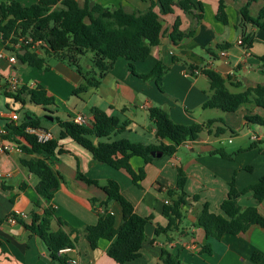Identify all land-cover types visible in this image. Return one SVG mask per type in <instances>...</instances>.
<instances>
[{
    "label": "crops",
    "instance_id": "obj_1",
    "mask_svg": "<svg viewBox=\"0 0 264 264\" xmlns=\"http://www.w3.org/2000/svg\"><path fill=\"white\" fill-rule=\"evenodd\" d=\"M24 5H31L36 0H19ZM82 4L84 0H76ZM220 0H203L202 17L199 21L178 7L172 13L160 15L162 35L160 43L152 47L146 59L134 62L137 73L150 71L160 60L166 67L162 78L144 80L132 74L128 69V61L118 58L112 68L101 79L96 88H88L80 95L72 94V90L84 84L83 76L75 67L65 62L51 58V68L48 71L30 67L25 63L10 64L6 58L0 60V98L3 94L6 100L0 104V127L10 124V111L19 115L20 108L33 104L21 93L16 100L9 97L8 80L15 77L18 87H34L42 85L49 95L54 97L55 106L51 107L53 117L61 120L82 115L88 119V125L93 121L92 108L97 107L108 114L116 115L121 121H128L125 131L115 136L125 137L144 144H157L155 128L148 116V109L158 106L166 109L170 118L181 124L202 123L208 119L221 118L223 122H215L211 129L224 127L231 136L227 143L242 137L238 134L246 128L245 135L249 144L238 145L226 149L223 147V134L215 136L206 130L202 131L194 141H185L177 147L171 156L156 157L152 162L145 163L141 157L132 156L129 159L131 168L144 170V175L133 182L130 174L124 169H115L104 163L95 161L90 154L74 141L65 138L60 141L61 152L48 157V164L63 177L58 189L50 200L40 198L35 186L38 178L21 159H38L39 154L25 155L21 152H0V264H62L52 260L45 243L36 234L27 230L20 220H29L33 211L40 212L42 208L51 205L55 214L50 219V229L66 232L75 240L70 251L62 253L67 259H76L79 264H120L107 254L110 241L100 239L96 248H91L84 236V227L97 222L98 212L92 199L100 202L106 194L95 185L88 184L76 177L77 171L88 178L101 182L114 180L120 187V192L133 205L134 211L141 216H150L151 220L145 226V240L140 249V255L124 264H264V227L251 225L246 231L238 234H223L219 239L207 238L204 230L197 225V214L202 205L207 203L210 211L221 213L220 204L226 197L232 177L236 189L242 190L257 182L264 175V124L247 123L245 115L257 113L264 118V109L252 104L244 105L233 112H225L217 108H203V103L211 95L208 78L200 72V68L214 69L225 79V85L231 92H240L247 87L264 85V30L243 23L240 8L246 0H223L227 22L216 17ZM105 7H122L126 11L145 10L150 0H94ZM264 5V0H256L249 7V14L256 16ZM158 12V7H155ZM199 10H194L198 13ZM180 20L179 29L183 32L193 31L192 35L183 37L174 44L169 38L173 22ZM241 40V43H237ZM227 44L224 49L217 45ZM221 51L225 55L221 56ZM0 52L6 56L11 49H5L0 42ZM89 64L82 73L93 75L91 52ZM42 110V107L36 105ZM5 107V108H4ZM31 114L30 111H26ZM46 114L42 110L37 116ZM33 115V114H31ZM44 116V115H43ZM42 116V118H43ZM44 119V118H43ZM46 120V119H44ZM49 121V120H47ZM50 122V121H49ZM48 127L42 123L44 130L57 138L59 127L56 120ZM253 130V131H251ZM244 135V136H245ZM252 135L257 136L253 140ZM254 141L259 144L251 146ZM220 143L221 146H215ZM223 148L232 154L231 158H223L211 151ZM181 166L186 174L184 192L186 204L181 206V217L171 230L156 233L158 227H165L168 218L164 207L177 197L175 184L177 167ZM250 166L251 170H247ZM173 195H168V190ZM40 201V207L35 202ZM238 204L241 206L255 205L260 214L264 215V201L256 203L251 192L240 195ZM108 209L114 215V226L122 222L121 207L117 202L109 203ZM23 212L25 218L10 223L7 217ZM57 218L63 222L60 225ZM205 243L210 244V251H202ZM259 254L254 260L252 256Z\"/></svg>",
    "mask_w": 264,
    "mask_h": 264
},
{
    "label": "trees",
    "instance_id": "obj_2",
    "mask_svg": "<svg viewBox=\"0 0 264 264\" xmlns=\"http://www.w3.org/2000/svg\"><path fill=\"white\" fill-rule=\"evenodd\" d=\"M203 0H150V5L145 10L126 11L122 7H105L94 0H84L82 4L76 0H36L31 5H24L19 0H0V42L5 49L14 51L16 57L30 67L48 71L51 68V58L73 66L83 76L84 84L72 90V94L80 95L88 88L99 86L101 79L112 68L118 58L128 61L129 71L144 80L162 78L166 67L159 60L154 67L145 73H137L134 62L146 59L152 47L160 43L162 35V22L160 15H167L178 7L199 21L202 17ZM256 0H246L240 8L243 23H250L264 30V5L256 16L249 14V5ZM158 7V12L155 10ZM223 0L219 1L216 17L226 23ZM198 9V13L194 10ZM180 20L176 18L172 25L169 38L172 43H178L183 37L192 35L193 31L183 32L179 29ZM31 37L33 42L40 40L44 45L32 46L31 43L23 44L21 39ZM19 44L18 48L14 45ZM227 44L217 45L224 49ZM91 52V65L93 75L82 73L79 57ZM208 80L211 95L203 103V108H217L225 112H233L241 106L252 104L254 107L264 109V85L247 87L240 92H231L225 85V79L211 68H200ZM24 93L29 101L42 107L47 114H53L51 107L55 106L54 97L40 84L34 87L22 86L11 92L9 97L16 100ZM93 121L90 125L76 123L73 118L61 120L54 116L59 127L58 137L51 136L45 142H39L34 134L28 133L26 128L42 127L43 118L25 113L18 124L6 125L7 137L20 145L21 153L25 155L39 154L38 159H21L38 178L35 186L40 198L50 200L58 189L63 177L47 162L48 157L61 152L60 141L68 138L85 149L93 160L104 163L115 169H124L132 177L133 182L144 175L140 168L137 172L131 168L129 159L132 156L141 157L145 163L152 162L156 156L152 151L162 152V156L173 155L177 147L185 141L196 140L200 133L206 130L209 134L219 136L225 132L224 127L215 130L211 126L215 122H223L221 118L208 119L202 123L181 124L174 122L168 111L162 107L152 106L148 109V116L155 128L157 144H144L125 137L116 138L126 130L129 122L121 121L118 116L93 107ZM247 123L264 124V118L257 114L244 116ZM105 139V140H102ZM260 141H254L251 146ZM223 158H231L223 148L211 151ZM251 170L250 166H246ZM76 177L100 188L106 194L104 200L97 202L92 199L98 212L95 224L84 227V236L91 248H96L100 239H107L110 245L107 254L114 261L124 264L134 260L140 255V249L145 240V226L151 220L150 216H141L134 211L131 202L120 192L118 183L114 180L99 181L88 178L77 171ZM186 174L181 166L177 167L176 198L164 207V214L168 218L165 227H158L156 233L167 232L177 225L181 217V206L186 204L184 184ZM229 189L226 197L220 204L221 213L210 211L204 203L197 214V225L201 227L207 238L219 239L223 234H238L246 231L251 225L264 227V215L260 214L255 205L241 206L238 204L240 195L251 192L256 203L264 201V175L257 182L238 190L234 184V177L228 183ZM0 187H5L0 184ZM173 190H168V195H173ZM117 202L121 207L122 222L114 226V215L107 211L109 203ZM35 207H40L38 200ZM55 214L51 205L42 208L40 212L33 211L29 220H20L21 224L30 232L36 234L45 243L52 260H59L68 264V259L62 255L60 249L74 247L75 240L61 229L52 231L50 219ZM4 219L0 218V224ZM57 222H63L57 218ZM202 251L209 252L210 244L205 243ZM254 260L260 258L259 254L252 256ZM168 264H173L168 259Z\"/></svg>",
    "mask_w": 264,
    "mask_h": 264
},
{
    "label": "built area",
    "instance_id": "obj_3",
    "mask_svg": "<svg viewBox=\"0 0 264 264\" xmlns=\"http://www.w3.org/2000/svg\"><path fill=\"white\" fill-rule=\"evenodd\" d=\"M20 42H22L23 44H29L31 43V45L34 46H38V45H44V43L40 40H37L36 42H33L31 37H27L24 39H21ZM237 43H241V40H238ZM19 44L14 45V48H18ZM221 56L225 55L224 51H221L220 53ZM6 58L8 60V62L10 64H16L17 61V57L14 53V51H11L8 56L5 55L4 52H0V60ZM18 87V80L15 77H11L8 80V90L10 92H14L15 90H17ZM0 116H1V111H0ZM19 119V115L17 112H13L10 111L9 115H8V120L10 123H14L16 124L18 122ZM73 120L78 123V124H82V125H88V119L82 115H76L73 117ZM26 131L28 133L34 134L37 138V140L39 142H45L48 139L51 138V134L44 130V129H39V128H26ZM253 140L257 139V136L252 135L251 137ZM0 152L1 153H10V152H21V148L20 145L18 143H16L15 141L9 139L7 137V130H6V126H2L0 127ZM166 204H169L168 200H165ZM97 211H102V209L100 207L96 208ZM107 211L110 212L109 209H107ZM26 214L23 212H19L17 214H11L7 217L8 222L10 223H14L17 222L18 220L25 218ZM71 250V247H64L62 249H60L59 252L61 253H65ZM68 264H79L78 261L76 259H69L68 260Z\"/></svg>",
    "mask_w": 264,
    "mask_h": 264
},
{
    "label": "rangeland",
    "instance_id": "obj_4",
    "mask_svg": "<svg viewBox=\"0 0 264 264\" xmlns=\"http://www.w3.org/2000/svg\"><path fill=\"white\" fill-rule=\"evenodd\" d=\"M78 61H79V65L81 66L82 70L85 71L87 69L86 68L87 64H89V57L87 55H82V56L79 57V60ZM4 100H6V98L2 94L1 95V98H0V104H1V102L4 103L3 102ZM26 111H30V113L33 114L34 116H37L39 113L42 112V110L39 109V107H37L35 104H32L31 105V104H28V103H27L26 106H22L20 108V112L22 113V116L25 115ZM43 115L44 114H42V116ZM42 123L45 124L48 127H51L52 126V123L49 122V121H47V120H43ZM251 126H253V128H256V130H254V131L251 130V131L256 132V133L259 134V132L261 130V127H259L257 125H254V124H251ZM246 130L247 129L244 128L240 132H238V134L242 135V137L234 139L232 144L227 143V138L229 136H231V133H230V131L226 130L225 133L223 134V137H222V140L224 139V142L222 143L223 147L226 148V149H229L231 147H236L238 145H246V144H249L250 143L249 142V138L245 135ZM102 140H105V139H102ZM263 143H264V140L261 141L260 145H263ZM215 146H221V144L220 143H216Z\"/></svg>",
    "mask_w": 264,
    "mask_h": 264
},
{
    "label": "water",
    "instance_id": "obj_5",
    "mask_svg": "<svg viewBox=\"0 0 264 264\" xmlns=\"http://www.w3.org/2000/svg\"><path fill=\"white\" fill-rule=\"evenodd\" d=\"M19 63H22V61L19 60ZM43 118L46 119V120H49L50 122H52L54 120V117L52 115L47 114V113L44 114ZM151 154L153 156H156V157H161L162 156V152H160V151H152Z\"/></svg>",
    "mask_w": 264,
    "mask_h": 264
}]
</instances>
